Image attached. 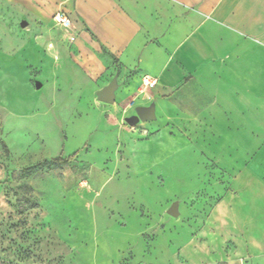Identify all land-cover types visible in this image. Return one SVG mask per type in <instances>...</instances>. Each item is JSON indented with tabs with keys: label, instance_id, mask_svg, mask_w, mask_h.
<instances>
[{
	"label": "rangeland",
	"instance_id": "obj_1",
	"mask_svg": "<svg viewBox=\"0 0 264 264\" xmlns=\"http://www.w3.org/2000/svg\"><path fill=\"white\" fill-rule=\"evenodd\" d=\"M71 2L0 0V264H180L193 235L260 251L264 124H114L97 92L118 74L88 80L51 18Z\"/></svg>",
	"mask_w": 264,
	"mask_h": 264
},
{
	"label": "crops",
	"instance_id": "obj_2",
	"mask_svg": "<svg viewBox=\"0 0 264 264\" xmlns=\"http://www.w3.org/2000/svg\"><path fill=\"white\" fill-rule=\"evenodd\" d=\"M182 1L72 0L52 17L63 10L72 19L76 38L67 41L85 56L88 80L102 62L118 74L114 124L152 104L155 118L137 124L157 117L165 124H264L261 44L244 40L246 34L264 42V0ZM248 48L255 54L243 57ZM66 69L64 62L60 73ZM146 74L158 78L149 97L141 89ZM258 221L260 251L238 244L225 250L224 240L215 247L208 236L193 235L179 246V263L264 264V218Z\"/></svg>",
	"mask_w": 264,
	"mask_h": 264
},
{
	"label": "water",
	"instance_id": "obj_3",
	"mask_svg": "<svg viewBox=\"0 0 264 264\" xmlns=\"http://www.w3.org/2000/svg\"><path fill=\"white\" fill-rule=\"evenodd\" d=\"M27 22L23 21L22 25H26ZM118 88L117 79H113V81L99 90L97 92L98 98L100 101L104 103H114L115 102V92ZM155 118V106L152 104L150 106H139L136 108V114L129 116L126 118L127 124L133 126L136 125L139 121H146ZM168 212L173 216H179V205L173 204L172 207L169 208Z\"/></svg>",
	"mask_w": 264,
	"mask_h": 264
},
{
	"label": "built area",
	"instance_id": "obj_4",
	"mask_svg": "<svg viewBox=\"0 0 264 264\" xmlns=\"http://www.w3.org/2000/svg\"><path fill=\"white\" fill-rule=\"evenodd\" d=\"M52 19L57 26H60L65 31L68 40H75L76 35L73 33L74 24L68 13L63 10H59L53 15ZM157 84V77L149 74L144 75L142 78V95L144 97H149V91L156 87Z\"/></svg>",
	"mask_w": 264,
	"mask_h": 264
},
{
	"label": "trees",
	"instance_id": "obj_5",
	"mask_svg": "<svg viewBox=\"0 0 264 264\" xmlns=\"http://www.w3.org/2000/svg\"><path fill=\"white\" fill-rule=\"evenodd\" d=\"M55 163L59 164V165H64V164H68L69 161L68 160H65L61 157H58L56 159L53 160Z\"/></svg>",
	"mask_w": 264,
	"mask_h": 264
}]
</instances>
